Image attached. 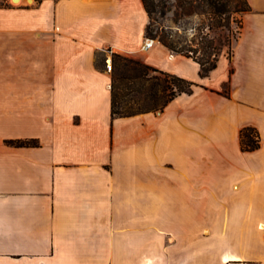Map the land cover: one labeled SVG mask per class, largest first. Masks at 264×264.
Returning <instances> with one entry per match:
<instances>
[{
  "label": "crops",
  "instance_id": "0c3cea01",
  "mask_svg": "<svg viewBox=\"0 0 264 264\" xmlns=\"http://www.w3.org/2000/svg\"><path fill=\"white\" fill-rule=\"evenodd\" d=\"M26 1L0 0V264H264V0L208 76L143 48L142 0ZM108 49L194 92L114 117Z\"/></svg>",
  "mask_w": 264,
  "mask_h": 264
},
{
  "label": "trees",
  "instance_id": "16d2710c",
  "mask_svg": "<svg viewBox=\"0 0 264 264\" xmlns=\"http://www.w3.org/2000/svg\"><path fill=\"white\" fill-rule=\"evenodd\" d=\"M211 7L212 14L217 16V28L223 29L228 27L230 29V16L226 19L224 16L228 12L236 13L239 15L237 24L238 29L235 30V35L232 36V45L239 39L242 29H243V16L252 11V7L248 0H200ZM145 10L148 15L152 18V15L156 12L157 7L160 6L157 0H142ZM232 8H235L234 10ZM152 23L147 25L146 37L153 36V30L151 29ZM233 31V30H232ZM234 32V31H233ZM157 35L154 37L156 38ZM159 40L162 44L167 46L169 49L193 57L202 66V76H208L212 70L217 67L218 55L213 53L214 41L209 39V35L205 34L202 37V45H204L203 52L204 57L199 58L198 56H193L186 54L184 50L177 51L173 46L175 45L169 40V35L164 31L160 36ZM204 40V41H203ZM232 50V49H231ZM192 52L197 54L198 49H192ZM215 56L212 59V56ZM117 61L119 65L122 66L123 71L120 72L118 68ZM114 78L112 82V112L114 117H128L136 114L153 111V109H147L146 111L140 112H125L121 111V99L122 96L126 97L131 93L145 90L146 87H150L151 92L149 96L152 98L157 97L158 90L162 91L163 94L168 96L162 105L164 108L172 100L181 94H192L194 92L195 83L183 79L177 75L163 73L158 69L136 59L128 58L120 54H114ZM118 70V71H117ZM163 76V77H162ZM229 90V85H227V92ZM123 91V94L121 93ZM154 91V92H153ZM122 94V96H121ZM158 110V109H157ZM256 135L259 140H256ZM8 144L17 147H36L40 143L37 140H21V141H8ZM241 146L245 152H253L261 147V138L259 132L254 127H246L241 131Z\"/></svg>",
  "mask_w": 264,
  "mask_h": 264
},
{
  "label": "rangeland",
  "instance_id": "374dc122",
  "mask_svg": "<svg viewBox=\"0 0 264 264\" xmlns=\"http://www.w3.org/2000/svg\"><path fill=\"white\" fill-rule=\"evenodd\" d=\"M157 1L160 6L157 7L152 18L149 16L148 22V25L152 23L151 29L153 30V36L146 38L160 41L159 36L165 31L169 35V40L175 44L173 46L177 51L184 50L186 54L193 56L196 55L199 58H203L204 52L202 48L204 45H202V37L205 34H208L209 39L214 41L212 51L218 55V58L225 49L229 57L232 55L230 42L233 39L232 36L236 34L235 30L239 28L237 24V17H239V15L234 12H228L224 17L227 19L230 16V29L228 27L218 29L217 16L212 14L211 7L207 6V4L200 0ZM26 3L31 4L28 1H26ZM232 9L234 10L235 8ZM156 35L157 37L154 38ZM192 49H198L199 52L195 54L191 51ZM214 57L215 56L213 55L212 59ZM118 62L119 61H117L118 68H120V72H122L123 68ZM150 92V87H146L145 90L137 91L124 97L122 96V91L121 96L123 99H121V111L140 112L146 111L147 109H161L168 93L163 94L162 91L158 90L157 97L152 98L149 96ZM205 234H210V231L205 230ZM211 248L210 239H205V254L210 253ZM205 260L210 262L211 258H206Z\"/></svg>",
  "mask_w": 264,
  "mask_h": 264
},
{
  "label": "built area",
  "instance_id": "2783aa9c",
  "mask_svg": "<svg viewBox=\"0 0 264 264\" xmlns=\"http://www.w3.org/2000/svg\"><path fill=\"white\" fill-rule=\"evenodd\" d=\"M157 41L152 39V38H147L146 41H145V45H144V49L148 50L150 49L151 47H153L155 45ZM107 53L109 54L108 58H107V70L108 71H112L113 70V67H114V62H113V52L111 50H107ZM256 140H259V137L256 135Z\"/></svg>",
  "mask_w": 264,
  "mask_h": 264
},
{
  "label": "water",
  "instance_id": "95a60500",
  "mask_svg": "<svg viewBox=\"0 0 264 264\" xmlns=\"http://www.w3.org/2000/svg\"><path fill=\"white\" fill-rule=\"evenodd\" d=\"M21 0H12L13 3H19ZM29 1L30 3H32L34 0H27Z\"/></svg>",
  "mask_w": 264,
  "mask_h": 264
},
{
  "label": "bare ground",
  "instance_id": "6f19581e",
  "mask_svg": "<svg viewBox=\"0 0 264 264\" xmlns=\"http://www.w3.org/2000/svg\"><path fill=\"white\" fill-rule=\"evenodd\" d=\"M24 0H21L19 3L23 2ZM19 3H16V4H19Z\"/></svg>",
  "mask_w": 264,
  "mask_h": 264
}]
</instances>
